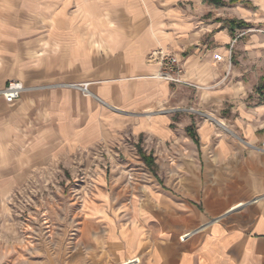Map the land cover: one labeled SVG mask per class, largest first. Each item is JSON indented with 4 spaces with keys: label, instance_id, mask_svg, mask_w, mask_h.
Instances as JSON below:
<instances>
[{
    "label": "crops",
    "instance_id": "0c3cea01",
    "mask_svg": "<svg viewBox=\"0 0 264 264\" xmlns=\"http://www.w3.org/2000/svg\"><path fill=\"white\" fill-rule=\"evenodd\" d=\"M160 47L185 82L155 76ZM142 137L178 170L95 176L87 245L106 264H264V0H0V195Z\"/></svg>",
    "mask_w": 264,
    "mask_h": 264
},
{
    "label": "rangeland",
    "instance_id": "374dc122",
    "mask_svg": "<svg viewBox=\"0 0 264 264\" xmlns=\"http://www.w3.org/2000/svg\"><path fill=\"white\" fill-rule=\"evenodd\" d=\"M133 143L132 155L102 143L57 176H39L0 195V264H106L101 247L87 245L81 224L95 176H166L178 170L165 148L151 150L143 137Z\"/></svg>",
    "mask_w": 264,
    "mask_h": 264
},
{
    "label": "built area",
    "instance_id": "2783aa9c",
    "mask_svg": "<svg viewBox=\"0 0 264 264\" xmlns=\"http://www.w3.org/2000/svg\"><path fill=\"white\" fill-rule=\"evenodd\" d=\"M232 53L233 49L232 47H230L228 54L229 59L232 57ZM226 57V55L220 52H213V58L216 62L226 60ZM148 59L160 63V69L157 74H155V76L172 82H185V79L183 77L185 70L182 64V60L174 50L160 47L150 53ZM77 86L80 87L84 92L89 91L88 82L77 84ZM24 89L25 85L23 81L10 80L1 90V92L7 102L13 103L21 97ZM262 146L264 147V141L262 142ZM189 234L190 232L185 233L183 235V238H185ZM119 264H142V259L140 255H134L122 260Z\"/></svg>",
    "mask_w": 264,
    "mask_h": 264
},
{
    "label": "trees",
    "instance_id": "16d2710c",
    "mask_svg": "<svg viewBox=\"0 0 264 264\" xmlns=\"http://www.w3.org/2000/svg\"><path fill=\"white\" fill-rule=\"evenodd\" d=\"M230 24H231V27H233V21H231ZM140 150H141V152L143 153V157L145 158V160H146L147 162H149L150 165L154 164V163H153V161H154V157H153L152 155L147 156V155L143 152L142 148H140Z\"/></svg>",
    "mask_w": 264,
    "mask_h": 264
}]
</instances>
